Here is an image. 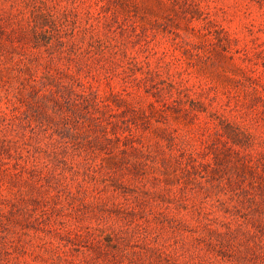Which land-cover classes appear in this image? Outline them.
I'll list each match as a JSON object with an SVG mask.
<instances>
[{
	"label": "rangeland",
	"instance_id": "374dc122",
	"mask_svg": "<svg viewBox=\"0 0 264 264\" xmlns=\"http://www.w3.org/2000/svg\"><path fill=\"white\" fill-rule=\"evenodd\" d=\"M0 264H264V0H0Z\"/></svg>",
	"mask_w": 264,
	"mask_h": 264
}]
</instances>
